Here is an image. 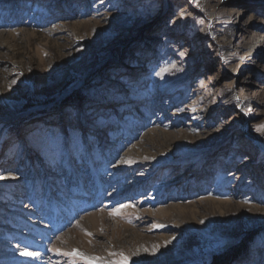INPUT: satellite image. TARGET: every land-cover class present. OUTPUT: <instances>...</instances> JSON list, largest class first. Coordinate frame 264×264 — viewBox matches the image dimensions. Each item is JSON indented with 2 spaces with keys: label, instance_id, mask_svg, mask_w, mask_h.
Segmentation results:
<instances>
[{
  "label": "rangeland",
  "instance_id": "374dc122",
  "mask_svg": "<svg viewBox=\"0 0 264 264\" xmlns=\"http://www.w3.org/2000/svg\"><path fill=\"white\" fill-rule=\"evenodd\" d=\"M261 126L264 0H0V264H264Z\"/></svg>",
  "mask_w": 264,
  "mask_h": 264
},
{
  "label": "snow or ice",
  "instance_id": "6c2138e0",
  "mask_svg": "<svg viewBox=\"0 0 264 264\" xmlns=\"http://www.w3.org/2000/svg\"><path fill=\"white\" fill-rule=\"evenodd\" d=\"M260 130H264V126H261V129ZM124 207H128L127 205H125ZM22 255H25V256H32V255H34L33 253H27V252H25V253H22Z\"/></svg>",
  "mask_w": 264,
  "mask_h": 264
},
{
  "label": "trees",
  "instance_id": "16d2710c",
  "mask_svg": "<svg viewBox=\"0 0 264 264\" xmlns=\"http://www.w3.org/2000/svg\"><path fill=\"white\" fill-rule=\"evenodd\" d=\"M216 264H219V263H216Z\"/></svg>",
  "mask_w": 264,
  "mask_h": 264
}]
</instances>
